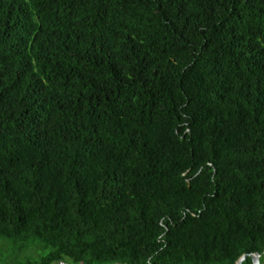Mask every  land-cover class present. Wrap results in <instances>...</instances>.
<instances>
[{
  "label": "trees",
  "instance_id": "16d2710c",
  "mask_svg": "<svg viewBox=\"0 0 264 264\" xmlns=\"http://www.w3.org/2000/svg\"><path fill=\"white\" fill-rule=\"evenodd\" d=\"M246 254L264 264V0H0V264Z\"/></svg>",
  "mask_w": 264,
  "mask_h": 264
},
{
  "label": "water",
  "instance_id": "95a60500",
  "mask_svg": "<svg viewBox=\"0 0 264 264\" xmlns=\"http://www.w3.org/2000/svg\"><path fill=\"white\" fill-rule=\"evenodd\" d=\"M251 258L252 259V264H260V255L259 254H246L241 256L235 264H243V262L247 259Z\"/></svg>",
  "mask_w": 264,
  "mask_h": 264
},
{
  "label": "built area",
  "instance_id": "2783aa9c",
  "mask_svg": "<svg viewBox=\"0 0 264 264\" xmlns=\"http://www.w3.org/2000/svg\"><path fill=\"white\" fill-rule=\"evenodd\" d=\"M55 264H69L68 262H65V261H61L59 263H55Z\"/></svg>",
  "mask_w": 264,
  "mask_h": 264
}]
</instances>
